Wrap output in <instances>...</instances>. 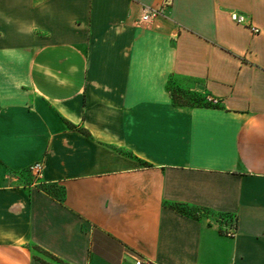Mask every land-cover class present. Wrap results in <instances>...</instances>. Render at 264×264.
<instances>
[{"label": "crops", "instance_id": "1", "mask_svg": "<svg viewBox=\"0 0 264 264\" xmlns=\"http://www.w3.org/2000/svg\"><path fill=\"white\" fill-rule=\"evenodd\" d=\"M163 3L0 0V264H264V0Z\"/></svg>", "mask_w": 264, "mask_h": 264}, {"label": "built area", "instance_id": "2", "mask_svg": "<svg viewBox=\"0 0 264 264\" xmlns=\"http://www.w3.org/2000/svg\"><path fill=\"white\" fill-rule=\"evenodd\" d=\"M173 0H164L163 6H169L171 5ZM163 8L156 9V8H150V7H144L141 18H140V23L143 25H147L153 22V20L158 17L162 13ZM231 19L236 22L237 24H245L246 23V18L243 15H239L237 13H232L231 14ZM253 32L258 33L259 30L255 27H251ZM207 102L216 104L217 100L212 99L210 97L206 98ZM31 174L35 178L36 181L40 180L43 176V171H44V166L43 162H37L33 165L30 166L29 168ZM228 228L223 230V235L226 237H235L237 233L236 229V220L233 217H228ZM136 264H144L141 259L136 260Z\"/></svg>", "mask_w": 264, "mask_h": 264}, {"label": "trees", "instance_id": "3", "mask_svg": "<svg viewBox=\"0 0 264 264\" xmlns=\"http://www.w3.org/2000/svg\"><path fill=\"white\" fill-rule=\"evenodd\" d=\"M170 92H171V95H172V98L175 104L185 105V106H212V103L207 102L206 98H203L197 93L188 91V93L192 97L187 96L184 100L183 97L186 94L185 91L180 90V89H177V90L170 89ZM172 208L184 214L192 213V211L188 207L183 206V205H173Z\"/></svg>", "mask_w": 264, "mask_h": 264}, {"label": "rangeland", "instance_id": "4", "mask_svg": "<svg viewBox=\"0 0 264 264\" xmlns=\"http://www.w3.org/2000/svg\"><path fill=\"white\" fill-rule=\"evenodd\" d=\"M171 90H177V88H173V87H171ZM185 96L183 97V99L185 100V98L187 97V96H189V97H192L189 93H188V91H185Z\"/></svg>", "mask_w": 264, "mask_h": 264}]
</instances>
